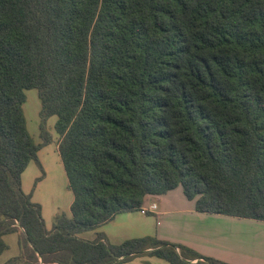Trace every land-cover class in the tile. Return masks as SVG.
Listing matches in <instances>:
<instances>
[{
	"label": "trees",
	"instance_id": "trees-1",
	"mask_svg": "<svg viewBox=\"0 0 264 264\" xmlns=\"http://www.w3.org/2000/svg\"><path fill=\"white\" fill-rule=\"evenodd\" d=\"M52 115L73 200L48 230L22 174L41 166ZM178 186L199 212L264 221V0H0V254L20 237L8 263L230 264L156 236H79Z\"/></svg>",
	"mask_w": 264,
	"mask_h": 264
},
{
	"label": "crops",
	"instance_id": "crops-1",
	"mask_svg": "<svg viewBox=\"0 0 264 264\" xmlns=\"http://www.w3.org/2000/svg\"><path fill=\"white\" fill-rule=\"evenodd\" d=\"M153 202L157 203L154 212L119 213L110 222L93 229L95 234L103 232L112 244L134 237L156 236L182 243L230 264H264L263 221L199 212L195 209V201L188 199L180 186L164 194L147 195L143 206ZM121 264L170 263L160 257L143 254Z\"/></svg>",
	"mask_w": 264,
	"mask_h": 264
},
{
	"label": "rangeland",
	"instance_id": "rangeland-1",
	"mask_svg": "<svg viewBox=\"0 0 264 264\" xmlns=\"http://www.w3.org/2000/svg\"><path fill=\"white\" fill-rule=\"evenodd\" d=\"M24 93L23 110L27 128L35 142L40 143L42 141L41 101L38 90L36 88L25 89ZM56 122V115L48 117L45 121V127L52 141L38 151L41 166L36 161H31L22 174V189L26 193L32 192V200L40 204L42 217L48 230L53 228L55 217L58 214H70V205L73 200V194L68 189L66 173L58 153L59 134L55 128ZM261 231L264 230L261 229ZM95 235L93 229L79 234L85 239H92ZM3 238L8 247L0 254V264H9L10 259L20 254V237L17 232H12Z\"/></svg>",
	"mask_w": 264,
	"mask_h": 264
},
{
	"label": "built area",
	"instance_id": "built-area-1",
	"mask_svg": "<svg viewBox=\"0 0 264 264\" xmlns=\"http://www.w3.org/2000/svg\"><path fill=\"white\" fill-rule=\"evenodd\" d=\"M157 209V203L153 202L149 206H143L141 207L140 211L143 213H148V212H154Z\"/></svg>",
	"mask_w": 264,
	"mask_h": 264
}]
</instances>
